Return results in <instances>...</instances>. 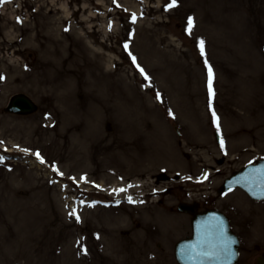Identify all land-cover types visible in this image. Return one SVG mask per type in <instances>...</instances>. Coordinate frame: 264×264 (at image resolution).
Instances as JSON below:
<instances>
[{"label": "rangeland", "instance_id": "rangeland-1", "mask_svg": "<svg viewBox=\"0 0 264 264\" xmlns=\"http://www.w3.org/2000/svg\"><path fill=\"white\" fill-rule=\"evenodd\" d=\"M170 3L0 0V264H176L190 199L254 222L239 264L264 251L258 209L212 200L264 158V0Z\"/></svg>", "mask_w": 264, "mask_h": 264}, {"label": "water", "instance_id": "water-1", "mask_svg": "<svg viewBox=\"0 0 264 264\" xmlns=\"http://www.w3.org/2000/svg\"><path fill=\"white\" fill-rule=\"evenodd\" d=\"M35 110L36 106L23 94L13 96L6 109L7 112L22 115ZM236 186L255 198L264 199V161L226 180L222 189ZM181 210L186 209L182 206ZM193 225V239L180 244L176 249L180 264H236L238 244L221 214L209 212L199 215ZM258 264H264V261L259 260Z\"/></svg>", "mask_w": 264, "mask_h": 264}, {"label": "flooded vegetation", "instance_id": "flooded-vegetation-1", "mask_svg": "<svg viewBox=\"0 0 264 264\" xmlns=\"http://www.w3.org/2000/svg\"><path fill=\"white\" fill-rule=\"evenodd\" d=\"M215 201L218 202V200H215ZM247 206L250 207V205H247ZM229 207H231V208H235V207L236 208H239V207H241V205H239L237 203V204L231 206V205L228 204L227 201H222L221 207H219V208L217 207V209H219L220 211H222L224 214H226L230 218V221H231L230 223H231L232 230H233V232H235L237 234V236H238V238L240 240L241 248H243L244 246L247 245V239L242 234L243 228H245L246 231L249 230V229H251V228H253L254 227V222H250V223L244 222V223H242L241 221L243 220V218L242 219H239V220H236L237 217H235L233 215V212H231V210L229 209ZM210 208H214V206H212ZM238 210H236V211H238ZM255 213H256L255 214V216H256L255 218L262 217L260 215V212L259 213L255 212ZM255 218H253L252 220H254ZM259 224L264 228V219ZM240 226H242L243 228H241ZM240 229H242V230H240ZM261 246H262V243L261 242H259V243L256 242V243L253 244V247L257 248L258 250L264 248V247H261ZM263 246H264V244H263ZM260 255H263L264 256V251H262Z\"/></svg>", "mask_w": 264, "mask_h": 264}, {"label": "snow or ice", "instance_id": "snow-or-ice-1", "mask_svg": "<svg viewBox=\"0 0 264 264\" xmlns=\"http://www.w3.org/2000/svg\"><path fill=\"white\" fill-rule=\"evenodd\" d=\"M175 6H176V0H171V3L168 5V7H175ZM192 27H193V20L191 17H189V19H188V31H189V33L191 32ZM199 49H200L201 55L203 56L204 55V41L203 40H201L199 42ZM142 71L143 70H141V72ZM207 72H208L207 87H208V96H209V108L211 110V100L214 97L215 93H214L213 86H212L213 85V72H212V69L210 66L207 68ZM212 115H213L214 123H216L217 128H219L218 118L216 117V114L214 111L212 112ZM221 144H223V142H221ZM37 157L39 158V153H37ZM41 162H43V161H41ZM120 191H123V189H121ZM77 220H79V217H77Z\"/></svg>", "mask_w": 264, "mask_h": 264}]
</instances>
